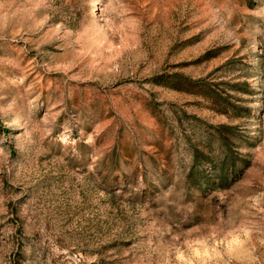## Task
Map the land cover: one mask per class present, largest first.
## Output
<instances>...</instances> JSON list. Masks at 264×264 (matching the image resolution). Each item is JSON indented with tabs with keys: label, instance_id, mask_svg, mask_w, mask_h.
<instances>
[{
	"label": "rangeland",
	"instance_id": "rangeland-1",
	"mask_svg": "<svg viewBox=\"0 0 264 264\" xmlns=\"http://www.w3.org/2000/svg\"><path fill=\"white\" fill-rule=\"evenodd\" d=\"M178 253L264 264V0H0V264Z\"/></svg>",
	"mask_w": 264,
	"mask_h": 264
},
{
	"label": "trees",
	"instance_id": "trees-1",
	"mask_svg": "<svg viewBox=\"0 0 264 264\" xmlns=\"http://www.w3.org/2000/svg\"><path fill=\"white\" fill-rule=\"evenodd\" d=\"M239 86L241 87H248L247 84L243 83V84H236L234 88H238ZM172 89L174 90H181V88H177L176 86H170ZM242 92L244 94H249L250 91L248 89L242 90ZM214 110L219 113V114H223V115H227L229 117H239L240 115V111L241 108L239 106H237L235 103H231L229 101H225L223 99H221L220 97H214ZM219 130L221 131H226L228 130V127L226 126H222L221 128H219ZM197 152H196V160L197 163L194 164V167L192 169V171L190 172V175L192 177H194V179L198 182L200 180L199 175H195V167L196 166H201V161L199 163V159H197ZM195 159V158H194ZM203 159V158H202ZM213 165V170L217 172V178L218 181L220 183V185H225L227 183V172L231 169V167H233V164L231 162H229L228 157L225 156L224 159L221 160V162L217 163V164H212ZM215 165V166H214ZM206 184L209 185V182L206 181Z\"/></svg>",
	"mask_w": 264,
	"mask_h": 264
},
{
	"label": "clouds",
	"instance_id": "clouds-1",
	"mask_svg": "<svg viewBox=\"0 0 264 264\" xmlns=\"http://www.w3.org/2000/svg\"><path fill=\"white\" fill-rule=\"evenodd\" d=\"M241 245V240L239 237H232L229 239V241L226 244V247L229 249H232L235 246H240ZM207 255V251H204L201 253L200 251L196 250L195 255L196 257H199L201 255ZM176 260L179 262V264H195L194 260H185L183 253H178L176 256Z\"/></svg>",
	"mask_w": 264,
	"mask_h": 264
}]
</instances>
